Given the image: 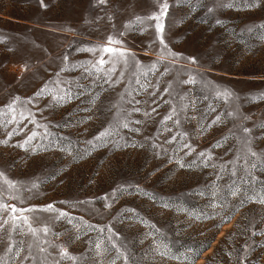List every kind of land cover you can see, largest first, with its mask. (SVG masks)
Here are the masks:
<instances>
[{
  "label": "rangeland",
  "instance_id": "rangeland-1",
  "mask_svg": "<svg viewBox=\"0 0 264 264\" xmlns=\"http://www.w3.org/2000/svg\"><path fill=\"white\" fill-rule=\"evenodd\" d=\"M0 174V264H264V0H0Z\"/></svg>",
  "mask_w": 264,
  "mask_h": 264
},
{
  "label": "snow or ice",
  "instance_id": "snow-or-ice-1",
  "mask_svg": "<svg viewBox=\"0 0 264 264\" xmlns=\"http://www.w3.org/2000/svg\"><path fill=\"white\" fill-rule=\"evenodd\" d=\"M103 2V0H102ZM167 8H168V5L165 3L163 6H162V12H161V15H164L166 12H167ZM211 11V10H210ZM150 19H159V17H151ZM156 28H157V31L158 32H162L163 31V25L161 23H158L156 25ZM109 42L111 43L112 42V38L109 37ZM161 43H163V40L161 39ZM104 52H107V53H113V52H119L120 55H124V51L123 50H120V49H113L111 47H105L103 49ZM193 61H194V58H193ZM99 64L103 65L104 63H106V61L103 59V57L98 61ZM191 82H194V81H191ZM167 91V90H165ZM39 94V93H38ZM218 95H220V93H218ZM136 111H138V109H136ZM166 119H170V117H166ZM123 127H127V124L123 125ZM245 131H247V129H245ZM31 139V138H30ZM201 155H203V153H201ZM2 175V174H0ZM33 187H36V185H33ZM233 196H235L237 193L236 191H233L231 193ZM47 209H51L52 208V205H48L46 206ZM11 209V212L14 214L16 212H20L21 215L20 216H13V226L14 227H18V225L16 224V221L18 220H22L24 223H27V218L24 217L22 215L23 212L25 211H31L32 209H17L14 205H0V210H4V211H7L8 209ZM61 215H64L63 213ZM8 221L5 220L2 224H0V229H2L4 227L5 224H7ZM44 232H47L48 229L47 228H44L43 229ZM41 251H43V249H41ZM62 255H67L66 252H62Z\"/></svg>",
  "mask_w": 264,
  "mask_h": 264
}]
</instances>
